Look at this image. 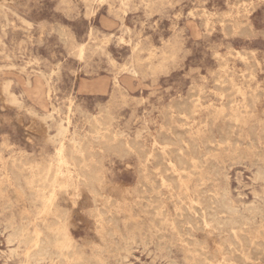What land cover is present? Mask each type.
I'll use <instances>...</instances> for the list:
<instances>
[{
    "label": "rangeland",
    "instance_id": "rangeland-1",
    "mask_svg": "<svg viewBox=\"0 0 264 264\" xmlns=\"http://www.w3.org/2000/svg\"><path fill=\"white\" fill-rule=\"evenodd\" d=\"M60 140L100 178L91 192L75 164L59 181L80 258L28 260L12 230H33ZM153 142L149 169L124 148ZM175 151L190 173L164 171ZM141 170L166 178L171 221L182 200L222 197L264 243V0H0V264H201L203 242L214 262L207 234L153 222Z\"/></svg>",
    "mask_w": 264,
    "mask_h": 264
},
{
    "label": "bare ground",
    "instance_id": "bare-ground-1",
    "mask_svg": "<svg viewBox=\"0 0 264 264\" xmlns=\"http://www.w3.org/2000/svg\"><path fill=\"white\" fill-rule=\"evenodd\" d=\"M190 94L193 95L192 93ZM208 112L210 113V109ZM186 116L188 117V115ZM166 117L168 116H165V118ZM164 122L165 121H163V123ZM217 133L219 132H216V134ZM219 136L222 140H226L229 137V133L226 130H223ZM119 145V142L112 143V146L116 148H118ZM78 148L80 147L74 145L71 151L67 153L65 142L62 140L59 141L56 149L55 167L53 170L48 168L44 174L50 175L51 177L50 179L47 178V182L40 188L39 196L42 204L36 213L33 222V230H28L25 225L13 227L12 235L19 242L25 244L24 254L28 260L33 259L37 261L42 258H48L52 261L55 256L67 258L69 252H72L73 260L80 258L76 253L77 244L72 241L70 236L67 218L59 210L56 202V195L59 191L58 185L60 178L62 177L63 169L66 172L64 186L67 187L71 178L69 174L70 167L75 164L78 165L80 177H82L83 181L89 185L91 192L97 193L96 185L100 181L97 168L89 166L85 162V157L82 156V154L79 156L78 150L80 149ZM124 148L135 150L143 162V169H149L150 158L154 156L158 150V143L153 142L149 148H145L136 143L130 145L125 144ZM212 151H214V149H212ZM175 152L174 155L168 158L167 163H165L163 167L164 171L170 170L171 173H175L178 176L190 173L192 161L194 159L193 156L177 153V151ZM164 154L161 155V160L166 156ZM156 169L158 170V168ZM141 171L140 185L137 188V193L139 197L147 201L146 211L149 213L154 223L160 225L163 221H170L172 227L176 228L178 232L184 231L187 234V239L191 241V243H194L195 236L199 231L203 234H207V237L214 240V252L216 255L214 262H210L209 257L206 255V242L200 243V246H194L191 249L192 257L198 259L201 264H237L239 261L243 262V264H249L255 254L264 257V243L254 240L251 235L249 220L254 217L252 212L250 213L251 215H240L232 208L226 198H217L216 196L209 195L203 198H189L187 201L182 200L180 206H175L177 217L173 218L171 221L170 216L172 213L169 209L170 207L160 201L161 191H158L159 187L168 185L166 178L161 175L159 186L156 184L153 176L149 175L147 172H143L144 170ZM153 172L157 174L159 173V171L156 170ZM78 175L79 174H77V176ZM77 179L79 180V178ZM103 204L106 208L110 207V204L107 201ZM115 208H119V206H115ZM43 220L45 221L41 224ZM224 232H226L225 237H222V233ZM215 235L220 236V241H215ZM87 264L98 263L90 262Z\"/></svg>",
    "mask_w": 264,
    "mask_h": 264
}]
</instances>
